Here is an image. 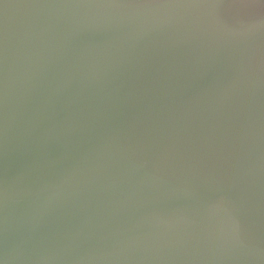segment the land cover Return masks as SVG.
<instances>
[{"label": "water", "instance_id": "water-1", "mask_svg": "<svg viewBox=\"0 0 264 264\" xmlns=\"http://www.w3.org/2000/svg\"><path fill=\"white\" fill-rule=\"evenodd\" d=\"M0 264H264V0H0Z\"/></svg>", "mask_w": 264, "mask_h": 264}]
</instances>
